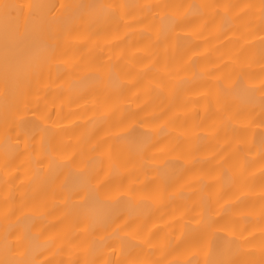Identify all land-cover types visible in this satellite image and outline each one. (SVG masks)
Here are the masks:
<instances>
[{
    "label": "bare ground",
    "instance_id": "6f19581e",
    "mask_svg": "<svg viewBox=\"0 0 264 264\" xmlns=\"http://www.w3.org/2000/svg\"><path fill=\"white\" fill-rule=\"evenodd\" d=\"M4 2L23 5V16L47 14L46 7L28 5H182L169 11L185 22L162 34L164 10L140 23L144 13L130 9L86 27L74 12L59 9L69 31L59 41L58 60L21 101L9 94L7 122L0 79V258L6 231L16 233L8 240L23 253L19 258L38 264H205L219 244L215 232L248 239L245 251L258 249L261 0ZM110 69L118 72L111 83ZM141 133L151 134L143 152L135 142ZM168 162L171 186L156 170ZM85 181L107 185L104 193L122 207L132 202L122 220L99 231L82 221L72 201L83 198L72 192ZM205 200L219 223L182 244Z\"/></svg>",
    "mask_w": 264,
    "mask_h": 264
},
{
    "label": "snow or ice",
    "instance_id": "6c2138e0",
    "mask_svg": "<svg viewBox=\"0 0 264 264\" xmlns=\"http://www.w3.org/2000/svg\"><path fill=\"white\" fill-rule=\"evenodd\" d=\"M27 7L29 9L46 7L47 14L40 16L36 11H30L26 16H23L20 11L24 8L23 5L10 4L0 0V79H2L4 88L3 98L6 122L9 111V94L13 93L17 100L21 101L29 91L33 80L43 72L46 66L54 65L58 60L59 41L69 31L68 25L64 23L61 17L55 14L59 9L74 12L86 27L106 19L116 20L124 10L130 9L144 13L143 19L137 21L140 23L148 19L149 16L154 20L157 19L154 13L157 10H164L159 16L162 34H166L169 26L179 27L185 22L175 12L169 11L184 7L182 5L81 3L59 5V8L56 5H28ZM188 7L201 9L210 8L213 5H189ZM223 7L227 10L229 7L235 8L238 6L225 5ZM244 7L252 9L256 6L245 5ZM259 15L261 30L264 31V0L260 2ZM260 43L264 45V39ZM262 59H264V52H262ZM116 76H118V72L115 69H110L109 83H111V78ZM243 90L249 94L254 92V89L250 88H244ZM224 91H227V89ZM260 106L262 111L260 122L264 125V95L260 97ZM228 119L231 120V117H228ZM135 142L141 146L143 152L144 149L151 146V134L141 133L136 137ZM15 147L19 148V144ZM260 151L261 159L264 160V136L261 138ZM171 163L162 164L156 169L158 171V179L164 182L166 186H171V172L169 169ZM10 164L11 160L6 159L5 168L9 167ZM57 166L60 165L57 164ZM225 172L227 173L226 169ZM95 178L94 176L92 179ZM262 179H264V171H262ZM106 187L107 185L105 184L96 185L91 183V181H85L77 186V190L72 192L73 196L83 198L80 201H72L73 209L78 213L82 221L86 220L89 222V228L93 231L110 228L117 221L122 220L125 212L132 206L130 200L126 208L122 207L118 201H113L104 193L103 189ZM181 195L183 194L181 193ZM260 199L264 201V183H262ZM197 206L202 207L203 211L190 217V222L185 226L186 234L184 240L181 241L182 244H192L202 233L214 228L219 223L213 218V210L207 200ZM261 218L264 219V205L261 208ZM15 234V232L6 231L3 258H0V264H38L35 260L25 261L19 258L23 253L18 255V246L8 240L9 235L14 236ZM214 235L218 238L219 244L213 254L205 261V264H264V229L261 230L258 249L247 251L242 248V245L251 243L248 239L241 241L234 237L229 238V236L222 235L219 232H215ZM252 239L255 240L256 238L253 237ZM241 254L246 256L247 259L238 262L232 258ZM133 264H148V262L137 261L133 262Z\"/></svg>",
    "mask_w": 264,
    "mask_h": 264
}]
</instances>
